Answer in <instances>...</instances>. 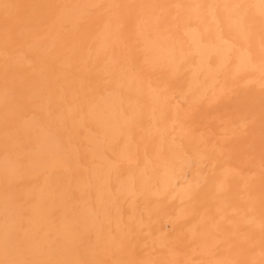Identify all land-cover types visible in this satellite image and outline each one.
<instances>
[{
  "label": "bare ground",
  "instance_id": "6f19581e",
  "mask_svg": "<svg viewBox=\"0 0 264 264\" xmlns=\"http://www.w3.org/2000/svg\"><path fill=\"white\" fill-rule=\"evenodd\" d=\"M0 264H264V0H0Z\"/></svg>",
  "mask_w": 264,
  "mask_h": 264
}]
</instances>
